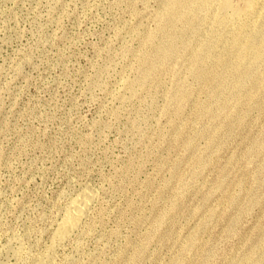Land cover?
Returning a JSON list of instances; mask_svg holds the SVG:
<instances>
[{"label":"rangeland","instance_id":"rangeland-1","mask_svg":"<svg viewBox=\"0 0 264 264\" xmlns=\"http://www.w3.org/2000/svg\"><path fill=\"white\" fill-rule=\"evenodd\" d=\"M257 2L0 0L1 263L264 264Z\"/></svg>","mask_w":264,"mask_h":264},{"label":"bare ground","instance_id":"bare-ground-1","mask_svg":"<svg viewBox=\"0 0 264 264\" xmlns=\"http://www.w3.org/2000/svg\"><path fill=\"white\" fill-rule=\"evenodd\" d=\"M221 5L224 9L231 10L233 12L234 15L233 17L235 18V20L240 21L246 18L248 15L254 13L257 10L259 3L257 2V0H241L240 5L237 4L235 5L233 0H221ZM238 32H239L238 34L239 36L235 37L232 40L231 45H236L243 38L242 29H239ZM249 37L243 38L247 46V55L242 59V62L245 64H249L252 61H256L260 59L264 52L262 41L257 39L255 36H249ZM224 58L222 59L223 62L225 61ZM91 201H92V195L90 194L89 191L78 194L70 201V203L67 206L66 212L62 217L61 222L58 226L59 228H57L58 230L57 236L60 239V241L62 238H64L65 240V236L69 235L71 231L73 232V230L76 229V227H78V224L82 221L84 215L88 211ZM54 239H55L54 241H56L57 237ZM59 239H57V241ZM19 253L21 254V252ZM17 255L20 256L19 254ZM16 258L18 257L16 256ZM0 264H4V263L0 262Z\"/></svg>","mask_w":264,"mask_h":264}]
</instances>
